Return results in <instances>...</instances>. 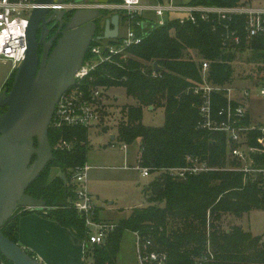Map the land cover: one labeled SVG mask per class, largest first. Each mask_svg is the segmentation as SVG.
I'll return each mask as SVG.
<instances>
[{
	"label": "trees",
	"instance_id": "obj_1",
	"mask_svg": "<svg viewBox=\"0 0 264 264\" xmlns=\"http://www.w3.org/2000/svg\"><path fill=\"white\" fill-rule=\"evenodd\" d=\"M245 4L244 0L188 2L189 6L209 8ZM145 28L137 31L144 37L142 43L130 48L126 59L116 58L120 64H101L93 76L96 85L124 88L127 97L136 101L122 110L115 139L124 145L139 143L137 164L153 176L144 189L149 206L132 210L117 223L105 244L86 246L85 251L91 252L92 264H117L123 234L129 231L153 240L167 253L169 264H264V236L246 231L239 223L251 212L264 210V174L245 175L233 169L238 163L228 157L226 134L204 126L200 113L203 99L192 89L194 83L201 82V60L210 63L211 82L222 86L234 83V63L246 54L256 63L247 80L258 84L264 79V36L248 40L245 15L221 18L210 14L196 24L172 20L161 27ZM229 33L241 38L239 46L225 45ZM155 63L159 71L154 69ZM211 102L213 119L223 121L218 114L227 109V98L216 93ZM150 107L164 110L163 126L143 124L144 109ZM250 124L249 116L240 123ZM249 137L251 147L261 148L263 134L259 130L251 131ZM88 138L86 128L51 127L54 158L27 190L28 195L46 202L48 209L41 212L44 217L71 231L84 244L88 230L73 207L71 176L87 164ZM61 140L73 141V147L56 149ZM252 158L255 168H264V154L255 153ZM196 163L205 164L208 170L184 178L169 172ZM53 169L59 174L50 179ZM26 213L30 212L18 210L2 229L17 244L20 216ZM226 216L237 218V224L222 228ZM95 218L98 220L97 208Z\"/></svg>",
	"mask_w": 264,
	"mask_h": 264
},
{
	"label": "built area",
	"instance_id": "obj_2",
	"mask_svg": "<svg viewBox=\"0 0 264 264\" xmlns=\"http://www.w3.org/2000/svg\"><path fill=\"white\" fill-rule=\"evenodd\" d=\"M114 0L106 3H93L87 6L94 10H105L110 16L119 15V34L116 39L93 40L87 51L82 67L75 75V85L69 89L56 105L51 127L61 129L63 127H78L88 130L99 126L106 117L105 101L107 88L96 85L94 72L101 64L117 63L116 58H127L128 51L133 46L140 45L143 35L138 36L137 31L144 25L164 26L168 21L177 20L180 23L191 22L196 24L198 19L207 20L210 14H216L221 18L232 15L246 16V31L248 40L264 36V8H253L247 4L237 8H209L189 6L183 0ZM39 7L38 0H0V59L13 63L15 71L25 60L27 53V34L32 14ZM70 8L68 3L54 4L51 10H66ZM154 15L156 19L150 18ZM146 29V28H145ZM144 29V30H145ZM144 32V31H143ZM241 38L235 33H229L225 37V45L239 46ZM201 82L192 86L193 94L202 97L203 104L200 113L204 120V126L210 130L223 132L227 137L228 157L238 163L234 170L241 171L245 175L257 173L264 174L263 169H257L253 165L252 155L264 154V126L250 124L240 125L241 121L248 117L247 106L251 91L241 89L232 84L215 85L210 80V63L200 61ZM222 94L227 98V109L221 110L218 116L223 121H215L212 113V95ZM264 96V89L260 91ZM259 130L263 137L259 143L261 148H253L250 144L249 134ZM73 141L61 140L56 149L70 150ZM126 145L122 148L125 149ZM89 166L86 164L75 170L71 176V184L75 195L73 207L80 218L85 221L87 227L86 246H101L105 244L111 232L117 224L96 220V205L92 195L88 192ZM142 177L151 176L149 169L139 168ZM205 164H194L190 168H175L169 172L172 175L184 178L187 174L197 175L207 171ZM136 251L139 264H169L167 253L161 251L151 239L142 238L139 234ZM0 264H8L6 258L0 252Z\"/></svg>",
	"mask_w": 264,
	"mask_h": 264
},
{
	"label": "water",
	"instance_id": "obj_3",
	"mask_svg": "<svg viewBox=\"0 0 264 264\" xmlns=\"http://www.w3.org/2000/svg\"><path fill=\"white\" fill-rule=\"evenodd\" d=\"M64 2L38 0L39 7L34 10L28 29L26 58L13 71L16 74L11 91L0 95V111L7 108L0 114V252L11 264H44L8 238L2 229L20 209L30 213L48 209L44 200L28 195L27 190L54 158L49 130L55 108L75 85V75L96 36L94 21L100 17L97 9L76 11L56 47L51 53L46 49L40 60L36 30L42 21H51L46 19L50 6ZM64 14L60 12V20ZM119 18L117 14L108 20L104 36L96 39H116ZM154 69L160 70L157 63ZM111 138L114 140V136Z\"/></svg>",
	"mask_w": 264,
	"mask_h": 264
},
{
	"label": "rangeland",
	"instance_id": "obj_4",
	"mask_svg": "<svg viewBox=\"0 0 264 264\" xmlns=\"http://www.w3.org/2000/svg\"><path fill=\"white\" fill-rule=\"evenodd\" d=\"M91 1H93L92 3L109 2L106 0ZM183 1L189 2V0ZM151 2L155 3L154 0ZM244 2H248L247 4L253 8H259L260 4L264 7V0H244ZM150 18L156 19L154 15H151ZM251 58V55L246 54L234 63L236 68L234 82L236 81L235 85L240 82L246 83V85H241V89L251 91V97L248 98L247 104L249 112L258 118L257 121L264 124V96L260 95V91L264 89V79L256 85L251 81H249L251 84H247L248 81H246L249 76H252L253 69L256 68V63H253L254 59L250 62ZM195 59L201 60L199 57ZM11 71H13V63L0 59V88L7 81V75ZM254 77L256 76L254 75ZM130 105H136V101L127 97L124 88H108L104 107L106 117L99 126L89 130L87 165L90 170L87 189L98 209V219L106 223L115 222L116 224L128 218L132 210L149 206L144 189L150 180H153V176L144 178L141 175L136 160L139 143L126 145L123 149L124 144L111 138V136L117 135V126L121 121L122 110ZM164 120L163 109H144L143 124L146 127H161ZM58 174L59 172L53 169L50 179ZM236 219L233 216H226L223 218L222 228L228 229L237 221ZM239 223L246 231H251L255 235H264V210L251 212L242 217ZM137 241L136 234L129 231L123 234L117 264H139L136 251ZM87 256L86 264H92L91 252H88Z\"/></svg>",
	"mask_w": 264,
	"mask_h": 264
},
{
	"label": "crops",
	"instance_id": "obj_5",
	"mask_svg": "<svg viewBox=\"0 0 264 264\" xmlns=\"http://www.w3.org/2000/svg\"><path fill=\"white\" fill-rule=\"evenodd\" d=\"M247 6L250 5L247 4ZM258 6L259 8H264L261 4ZM12 72L7 75V79ZM246 81H248L247 84H251L249 80ZM235 84L236 81L233 85ZM241 85H246V83L240 82L235 86L241 88ZM149 109L151 110V108ZM248 115L252 124L264 126L261 121L256 120L258 118L255 115H251L250 112ZM115 138L116 136H114ZM18 244L44 264L87 263L88 256L84 242L75 237L68 229L61 227L58 223L49 220L38 212L26 213L20 216Z\"/></svg>",
	"mask_w": 264,
	"mask_h": 264
},
{
	"label": "flooded vegetation",
	"instance_id": "obj_6",
	"mask_svg": "<svg viewBox=\"0 0 264 264\" xmlns=\"http://www.w3.org/2000/svg\"><path fill=\"white\" fill-rule=\"evenodd\" d=\"M75 1L76 0H65L64 3H68V5H70V8L66 10H58V9L51 10L46 16V19L47 20L51 19V21H49L48 23H44V21H42L39 24L36 30V41L38 42L40 60L44 55L46 49L48 50L49 53H51L53 49L56 47L59 39L62 37V34L66 32L67 26L76 11L94 10L87 7L93 4L92 3L93 1L91 0H89L88 3H82V4H76ZM61 11H64L65 14L60 20L59 15ZM99 11H100V17L94 21V24L96 25L97 28L95 38L104 36L107 21L113 17V16L111 17L110 14L105 10H99ZM15 74L16 72H12V74L8 77L7 81L1 86L0 95L3 92H6L8 94L11 91ZM6 110L7 108H3L0 111V114L6 112Z\"/></svg>",
	"mask_w": 264,
	"mask_h": 264
}]
</instances>
